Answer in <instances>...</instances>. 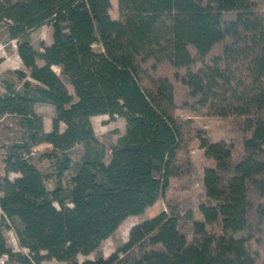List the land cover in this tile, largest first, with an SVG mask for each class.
<instances>
[{"label": "trees", "instance_id": "1", "mask_svg": "<svg viewBox=\"0 0 264 264\" xmlns=\"http://www.w3.org/2000/svg\"><path fill=\"white\" fill-rule=\"evenodd\" d=\"M0 23L24 68L21 89L0 85L22 135L0 147V264H264V0H0ZM104 114L125 122L108 149L90 120ZM201 115L234 139L203 136ZM78 137L73 159L61 148ZM195 139L208 162L192 188ZM39 144L52 172L30 159ZM158 200L115 252L77 259Z\"/></svg>", "mask_w": 264, "mask_h": 264}, {"label": "rangeland", "instance_id": "2", "mask_svg": "<svg viewBox=\"0 0 264 264\" xmlns=\"http://www.w3.org/2000/svg\"><path fill=\"white\" fill-rule=\"evenodd\" d=\"M112 10L110 12L111 17L116 18L117 14L115 13L114 7L115 2L112 1ZM52 29L50 24L46 23L41 25L40 27L33 29L28 33V38L36 50H41L42 46L48 45L51 42V34ZM95 48H98L97 45H94ZM15 41L9 39L7 37L6 31L2 23H0V57L2 61H0V85L1 80L7 79L14 83V86L17 89H21V81H19L13 71L24 70L22 63L15 51ZM41 64V61H38ZM53 70L56 73H59L57 66H53ZM30 82L34 85L32 79H29ZM65 81V80H64ZM65 84L69 88V84L65 81ZM1 90V86H0ZM35 110L42 115L43 117V125L47 127L48 130L50 129V121L51 117L54 115V111L49 104L40 103L37 104ZM91 124L93 128V132L97 136V139L104 144L105 148L108 149L114 142H116L119 135H121L125 129V122L124 119L120 116H108L104 115H97L91 117ZM193 125L196 129H199L203 136L207 137L211 141H217L221 138H228L234 139V134L230 132L227 122L222 118L210 117V116H192ZM17 119L14 116L6 115L0 117V147L12 143V141L20 139L21 132L17 125ZM83 140V138L78 137L76 143L71 144L69 146H65L61 148L63 151H68L71 158L76 159L78 158L80 153V147L78 144ZM198 140L192 141L189 147L188 156L190 157L191 161L193 162V175L192 177V188L196 187L197 180H198V171L200 168L208 162L207 158L204 157L202 153V149L199 148ZM51 149V146L48 144H39L33 149V153L31 155L32 162L41 169L43 172H52L49 168V161L46 157L42 154L48 152ZM1 151H0V159H1ZM1 166V160H0ZM1 172V168H0ZM17 176V174H10V178ZM0 173V178H1ZM54 178L48 179L45 183L46 186L51 190L54 185ZM164 209V203H161V200L154 202V204L147 208L142 214L129 216L127 217L116 230L110 235L108 238L103 240L98 248V250L91 252L90 254L83 256L78 255L77 259L79 261L84 260L86 258L92 259L96 255H102L107 257L110 253L115 252L122 244L127 240V233L128 228H130L135 223L139 221L150 218L160 211ZM5 236L7 238L9 246H11L15 251H19L23 254L27 253L25 248H20L16 244L15 236L11 229L5 230ZM15 264V263H14ZM42 264H59L54 259L51 260H44Z\"/></svg>", "mask_w": 264, "mask_h": 264}, {"label": "crops", "instance_id": "3", "mask_svg": "<svg viewBox=\"0 0 264 264\" xmlns=\"http://www.w3.org/2000/svg\"><path fill=\"white\" fill-rule=\"evenodd\" d=\"M44 129L45 130H48V128L47 127H44ZM0 168H1V176H3V172H2V163H1V166H0ZM10 174H16V173H12V172H10V173H8V177H10Z\"/></svg>", "mask_w": 264, "mask_h": 264}]
</instances>
